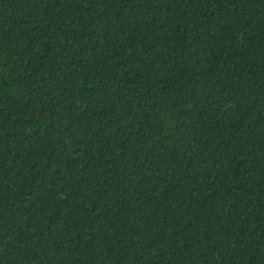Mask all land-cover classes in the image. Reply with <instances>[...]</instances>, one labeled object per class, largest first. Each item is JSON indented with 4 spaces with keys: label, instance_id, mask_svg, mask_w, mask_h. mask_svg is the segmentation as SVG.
<instances>
[{
    "label": "trees",
    "instance_id": "16d2710c",
    "mask_svg": "<svg viewBox=\"0 0 264 264\" xmlns=\"http://www.w3.org/2000/svg\"><path fill=\"white\" fill-rule=\"evenodd\" d=\"M0 264H264V0H0Z\"/></svg>",
    "mask_w": 264,
    "mask_h": 264
}]
</instances>
